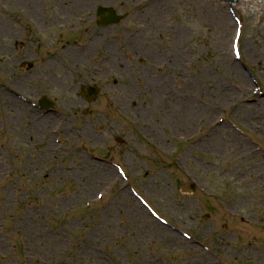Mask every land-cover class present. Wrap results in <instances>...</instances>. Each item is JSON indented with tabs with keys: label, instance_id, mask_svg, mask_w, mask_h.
I'll use <instances>...</instances> for the list:
<instances>
[{
	"label": "rangeland",
	"instance_id": "obj_1",
	"mask_svg": "<svg viewBox=\"0 0 264 264\" xmlns=\"http://www.w3.org/2000/svg\"><path fill=\"white\" fill-rule=\"evenodd\" d=\"M242 3L0 0V264H264V11Z\"/></svg>",
	"mask_w": 264,
	"mask_h": 264
},
{
	"label": "bare ground",
	"instance_id": "obj_2",
	"mask_svg": "<svg viewBox=\"0 0 264 264\" xmlns=\"http://www.w3.org/2000/svg\"><path fill=\"white\" fill-rule=\"evenodd\" d=\"M200 2L201 3H203V0L201 1L200 0ZM258 2V1H257ZM260 4L262 5V6H264V3L262 2H260ZM86 9V8H85ZM152 17H155V15H152ZM224 17H225V15L224 14H222V16H221V23L222 22H224V21H222L223 19H224ZM229 24V23H228ZM222 26H223V24H222ZM0 30H1V32L3 33H6V29L4 28V27H2L1 25H0ZM223 30V34H225V35H227L228 33H229V29H222ZM132 48L133 49H135V47L134 46H132ZM227 51V50H226ZM72 55H73V61L76 63V64H78V63H81L85 58H87V56H84L82 53H79V51H77V52H73V51H71L70 52ZM227 60H228V64L230 65V66H232L233 67V61L229 58V55L227 54V58H226ZM117 63H118V59L117 58H113L112 59V61L110 62V64L112 65H110L109 67H112V69H113V67H116L117 66ZM162 92L164 93V94H167L168 92H169V89L167 88V87H164V89H162ZM154 106L156 107V108H158V105L157 104H155V103H153V106H151V110H152V108L153 109H155L154 108ZM187 107V106H186ZM186 107H182L179 111H177L176 113H178L179 114V118H180V121H179V125H180V127H181V130H184V132L186 131V133L187 132H189L190 131V129H191V126H192V123H193V121H194V118L196 117V116H199V113H194V112H191V111H189V109L187 110V108ZM22 109V106L20 107V110ZM178 120H176V122H177ZM179 125H178V127H179ZM218 136H213V138L211 139V141H210V143H212V144H214L216 147H217V149L219 150V146H218Z\"/></svg>",
	"mask_w": 264,
	"mask_h": 264
},
{
	"label": "water",
	"instance_id": "obj_3",
	"mask_svg": "<svg viewBox=\"0 0 264 264\" xmlns=\"http://www.w3.org/2000/svg\"><path fill=\"white\" fill-rule=\"evenodd\" d=\"M231 3H237L239 0H228ZM264 2V0H259ZM98 25L101 27L117 25L124 18L123 16H118L114 10L99 8L98 10ZM97 98V89H89V96L87 97L88 102H93ZM41 105L47 107L48 109L53 106L51 102L47 99H43ZM194 191V186H186L183 188V193H192Z\"/></svg>",
	"mask_w": 264,
	"mask_h": 264
},
{
	"label": "clouds",
	"instance_id": "obj_4",
	"mask_svg": "<svg viewBox=\"0 0 264 264\" xmlns=\"http://www.w3.org/2000/svg\"><path fill=\"white\" fill-rule=\"evenodd\" d=\"M240 7L242 11L249 14H257L264 11V6L257 4L255 0H243Z\"/></svg>",
	"mask_w": 264,
	"mask_h": 264
},
{
	"label": "flooded vegetation",
	"instance_id": "obj_5",
	"mask_svg": "<svg viewBox=\"0 0 264 264\" xmlns=\"http://www.w3.org/2000/svg\"><path fill=\"white\" fill-rule=\"evenodd\" d=\"M31 18V17H30ZM31 67V66H30Z\"/></svg>",
	"mask_w": 264,
	"mask_h": 264
}]
</instances>
